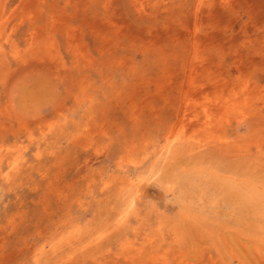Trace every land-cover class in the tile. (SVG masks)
<instances>
[{
	"label": "rangeland",
	"instance_id": "374dc122",
	"mask_svg": "<svg viewBox=\"0 0 264 264\" xmlns=\"http://www.w3.org/2000/svg\"><path fill=\"white\" fill-rule=\"evenodd\" d=\"M0 264H264V0H0Z\"/></svg>",
	"mask_w": 264,
	"mask_h": 264
}]
</instances>
